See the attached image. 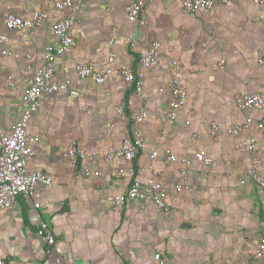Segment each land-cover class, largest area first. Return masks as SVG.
<instances>
[{
	"label": "crops",
	"instance_id": "1",
	"mask_svg": "<svg viewBox=\"0 0 264 264\" xmlns=\"http://www.w3.org/2000/svg\"><path fill=\"white\" fill-rule=\"evenodd\" d=\"M130 1L82 2L71 27L73 42L53 60L54 78H74L77 62L104 66L113 52L115 68L125 64L142 73L141 92L114 72L102 83L79 80L77 95L57 92L38 100L28 127L39 139L29 143L33 154L27 168L49 173L52 183L38 186V208L19 195L0 210L1 264H39L44 242L36 234L37 216L49 223L70 264H264V257L254 254L264 210L248 176L254 157L246 148L247 138L253 137L254 148L264 153V126L257 127L264 108L239 109L234 102L241 91L264 95V62L258 61L264 58V0H214L211 9L191 13L181 11L179 0H143L144 24L127 20ZM35 8L47 11L42 27H0L8 38L0 42V129L5 132L21 114L24 78L42 63L45 46L57 44L51 25L59 14L44 0H0L2 13L23 17ZM144 33L161 43L151 69L140 68L137 60V38ZM4 48L11 53L3 54ZM174 65L187 101L175 120L161 122ZM121 101L124 114L117 115L113 107ZM141 109L147 113L139 124L144 145L133 160L82 161L81 166L102 175L75 177L61 153L72 143L100 154L118 147L131 133L130 114ZM211 121L219 126L214 136ZM234 124L240 127L236 137L229 132ZM196 149L215 163L196 160ZM167 150L175 154L173 162H164ZM152 151L157 152L153 157ZM183 158L191 160L185 174L180 173ZM134 164L142 176L160 172L155 177L169 187L167 210L146 200H126L114 209L113 196L130 183L116 169ZM178 181L187 188L175 190Z\"/></svg>",
	"mask_w": 264,
	"mask_h": 264
},
{
	"label": "built area",
	"instance_id": "2",
	"mask_svg": "<svg viewBox=\"0 0 264 264\" xmlns=\"http://www.w3.org/2000/svg\"><path fill=\"white\" fill-rule=\"evenodd\" d=\"M84 0H44L51 6L58 17L52 23L51 28L54 33L57 44H47L44 48L43 61L36 66L33 72L24 78V88L22 93V111L19 118L14 122L9 131L0 129V210L14 204L17 196L24 195L33 200V206L39 207L38 186H49L52 183V176L42 170H30L27 168V159L33 154L29 143L36 142L39 139L37 133L32 132L28 127V121L32 113L39 108L38 100L43 96L57 92L78 94L77 82L92 78L97 83L107 81L110 76L116 72L127 83H134V92L140 94L143 83L141 72H135L129 65L113 66L115 54L109 52L106 56V64L96 68L92 61L77 62L74 64V78L64 81H57L54 78L53 60L56 56L63 54L73 42L71 27L76 21V14ZM225 2L226 0H219ZM262 2L263 0H256ZM142 2L143 0H131L125 5V13L128 21L133 23L144 24L142 19ZM150 3L152 0H146ZM182 12L191 13L197 10H209L212 8L214 0H179ZM47 18V11L44 8H35L29 16H17L13 13L0 12V27L8 29L23 30L37 29L43 26ZM260 20L264 23V15H260ZM5 34H0V42H7ZM111 37L109 42H112ZM140 45L138 51V64L140 68L151 69L158 63L160 41L144 33L137 38ZM3 54H10L8 49L2 50ZM264 62V58L258 60ZM29 67V66H28ZM173 72L169 80V93L165 108L162 110L159 120L161 122L175 120L181 110L185 107L187 101V88L182 80L181 75L173 66ZM234 102L239 109L263 110L264 95L261 92H239ZM125 102L117 103L113 110L117 115L124 114ZM146 110L141 109L130 114L133 123L131 133L127 135L118 147H109L104 154L97 151L87 152L75 143H72L65 151L61 153V159L68 160L75 177L101 176L100 170H92L89 167L81 166L82 161L103 158L106 161L121 160L131 162L137 152L143 147V131L139 124L146 118ZM251 118L246 119L250 123ZM264 119L257 121V127L263 128ZM210 134L216 135L219 126L216 122L209 123ZM239 125L234 124L229 127V132L236 137L239 133ZM246 148L251 151L254 157V163L248 168V176L254 182L259 194V205L264 210V153L254 148V138L249 137L246 140ZM157 154L152 151L150 156ZM194 158L201 161L206 166L213 165L215 161L204 150L196 149ZM176 159L175 154L167 150L163 154L165 163L173 162ZM181 174H185L187 167L190 166L191 160L183 158L181 160ZM118 175H125L129 178L130 183L122 194L113 196L114 209L120 210L126 200H146L150 201L158 209L167 210L165 196L169 192V187L157 179L155 175L160 172L152 171L151 174L142 176L141 169L129 167L125 169L118 167ZM187 188V185L181 182L174 184L175 190ZM36 234L44 242V253L39 264H70L64 261L61 248L56 243V238L49 223L38 216L35 218ZM256 256L264 257V222L260 227L257 244L254 249ZM159 254H155L158 258ZM1 264V260H0Z\"/></svg>",
	"mask_w": 264,
	"mask_h": 264
},
{
	"label": "trees",
	"instance_id": "3",
	"mask_svg": "<svg viewBox=\"0 0 264 264\" xmlns=\"http://www.w3.org/2000/svg\"><path fill=\"white\" fill-rule=\"evenodd\" d=\"M133 71H135V70L133 69ZM131 88L134 89V83L131 84ZM133 166H134L133 168L136 170V165L134 164Z\"/></svg>",
	"mask_w": 264,
	"mask_h": 264
},
{
	"label": "water",
	"instance_id": "4",
	"mask_svg": "<svg viewBox=\"0 0 264 264\" xmlns=\"http://www.w3.org/2000/svg\"><path fill=\"white\" fill-rule=\"evenodd\" d=\"M136 36L138 35V31L136 32V34H135Z\"/></svg>",
	"mask_w": 264,
	"mask_h": 264
}]
</instances>
